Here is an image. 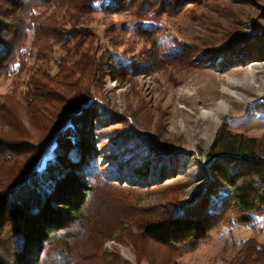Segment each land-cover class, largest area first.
Instances as JSON below:
<instances>
[{
  "label": "rangeland",
  "instance_id": "rangeland-1",
  "mask_svg": "<svg viewBox=\"0 0 264 264\" xmlns=\"http://www.w3.org/2000/svg\"><path fill=\"white\" fill-rule=\"evenodd\" d=\"M58 18L62 24L89 29L92 35V45L83 47L88 56L74 70L71 82L76 85L74 93L90 91L93 97L94 131L89 142L96 151L95 162L103 174L117 178L115 170L122 166L127 175L144 179L140 187L104 186L96 191L97 199L88 197L101 213L96 222L109 227L104 232L110 236L100 239L93 233L74 239L73 249L86 255L97 248L99 256L72 264H149V259L159 264L167 257L166 250L140 236L135 222L149 216L151 209L161 212L164 204L188 200L203 189L206 155L219 128L264 138V114L255 106L264 99V0H197L175 15L145 22L150 36L139 35L134 18L125 14L70 10ZM161 53L171 54L166 60L170 64ZM61 54L55 49L50 59L39 60L34 68L55 74L54 61ZM167 64L169 71H163ZM29 77L24 72L17 79H0V134L12 142L43 137L62 106L61 95L44 103L26 102L21 94ZM122 140L136 150L128 153ZM24 153L0 163V185L24 163L29 150ZM124 156L129 159L122 162ZM149 162L159 171L150 165L147 173L146 167L137 171L136 166ZM86 173L82 170L78 177L88 186ZM130 178H125L129 184ZM114 196L125 199L129 209L113 206ZM249 237L264 243V216L252 226L224 227L179 261L223 264ZM91 245L93 249H88Z\"/></svg>",
  "mask_w": 264,
  "mask_h": 264
},
{
  "label": "trees",
  "instance_id": "trees-1",
  "mask_svg": "<svg viewBox=\"0 0 264 264\" xmlns=\"http://www.w3.org/2000/svg\"><path fill=\"white\" fill-rule=\"evenodd\" d=\"M194 1L197 0H0V79L9 76L17 79L24 72L30 73L21 94L28 103H44L51 97L63 96L53 125L36 142L24 139L12 142L0 134V163L13 160L15 153L22 155L25 149L29 150L24 163L19 164L7 183L0 185V237L6 231L4 244L0 246V264H72L75 259H97L98 250L92 245L88 249L93 251L86 255L71 246L82 235L88 238L97 233L100 239L110 236L104 232L109 227L96 222L101 213L95 211L88 197L97 199L96 191L104 186L140 187L144 180L127 175L122 166L118 169L121 174L115 170L117 178L103 174L95 162L96 151L89 142L94 131L93 97L90 91L74 93L76 85L71 82L74 70H79L82 59L88 56L83 47L92 45L89 40L92 35L89 29L76 24H62L58 17L70 10L86 15L93 12L130 15L136 32L150 36L153 34L145 22L175 15ZM55 49L62 53L54 61L55 74L34 68ZM170 55L161 53L164 62ZM168 64L163 71H169ZM255 106L257 112L264 114V99ZM122 141L126 143L121 147L128 153L136 150L135 145L129 146V141ZM125 157L122 162L129 159ZM206 157L202 178L206 184L201 191L188 200L164 204L161 212L151 209L149 216L135 222L140 236L156 241L166 250L167 257L161 264H184L179 261L182 255L224 227L252 226L264 216V138L221 127ZM149 165L153 171L160 169L149 162L136 166L137 171L146 167L147 173ZM82 170L89 177L88 186L78 177ZM127 176L131 177L130 184ZM110 203L120 210L129 209L125 199L118 196ZM117 218H121L120 214ZM125 221L129 223V217ZM153 263L149 259V264ZM223 264H264V243L255 237L246 238Z\"/></svg>",
  "mask_w": 264,
  "mask_h": 264
}]
</instances>
